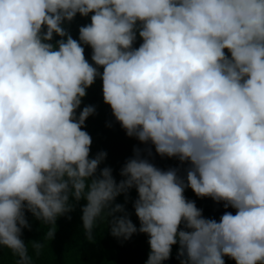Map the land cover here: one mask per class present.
I'll return each mask as SVG.
<instances>
[{
	"label": "clouds",
	"instance_id": "9594fccd",
	"mask_svg": "<svg viewBox=\"0 0 264 264\" xmlns=\"http://www.w3.org/2000/svg\"><path fill=\"white\" fill-rule=\"evenodd\" d=\"M98 79L143 145L119 180L85 130ZM187 189L225 211L206 217ZM78 206L88 241L105 222L121 243L146 235L145 264L174 247L179 264H264V0H0V252L34 264L29 215L52 241Z\"/></svg>",
	"mask_w": 264,
	"mask_h": 264
},
{
	"label": "trees",
	"instance_id": "16d2710c",
	"mask_svg": "<svg viewBox=\"0 0 264 264\" xmlns=\"http://www.w3.org/2000/svg\"><path fill=\"white\" fill-rule=\"evenodd\" d=\"M87 18L77 17L71 25V32L74 38L78 37V26L88 23ZM139 41L137 42V46ZM86 56L90 59L91 50L86 49ZM85 105H95L97 113L90 116L86 121V131L92 137L91 154L94 156L98 151H106V165L114 169V176L119 180V169L125 161L133 155V147L139 146V142L134 138L125 135L120 125L115 122L111 114V109L103 103L102 82L98 79L96 83L87 90V96L83 99L81 108ZM111 123V127L108 124ZM158 167L168 168L176 166L175 160L161 159L155 156L153 160ZM185 195L190 200H195L197 207L202 208L204 215L209 218L219 219L225 209L222 204L214 203L210 198L199 199L195 194L187 189ZM132 199L136 198V192H131ZM123 203V197L118 201ZM131 219L138 225L131 203L127 205ZM235 214V210L228 209ZM72 219L61 217L57 221L55 239L44 241V233L49 226L41 224L29 215L32 225L31 231L24 230L23 238L26 242L39 240L45 243L41 254L36 256L29 242V254L32 256L34 264H145L149 254L148 237L144 234H135L133 237L121 243V241L109 234L107 224L101 223L94 230V240L88 241L85 238L81 222V212L79 206L71 214ZM176 248H173V258L166 264H179L175 259ZM14 257L9 250L0 252V264H15ZM226 264H235L234 261L225 258Z\"/></svg>",
	"mask_w": 264,
	"mask_h": 264
}]
</instances>
